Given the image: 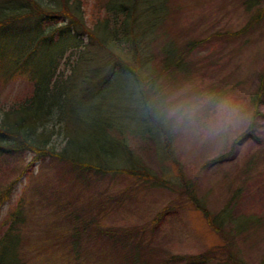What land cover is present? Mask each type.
<instances>
[{"label":"rangeland","instance_id":"rangeland-1","mask_svg":"<svg viewBox=\"0 0 264 264\" xmlns=\"http://www.w3.org/2000/svg\"><path fill=\"white\" fill-rule=\"evenodd\" d=\"M38 1L50 14L8 27L6 34L12 36L5 53L0 43V106L9 107L32 88L24 72L16 69L12 75L4 63L14 64L29 38L40 34L41 18L47 24L42 28L52 30L55 40L71 35L82 46L75 49L76 41L60 39L29 61L34 70L45 71L66 42L71 45L62 63L66 75L67 59L75 63L80 52L93 57L92 65L111 68L107 50L82 25L98 31L92 9L96 0L68 7L65 0ZM254 1H161L163 17L148 33L144 59L148 69L157 68L155 82L161 86L171 143L166 149L163 134L160 151L147 137L131 135L129 141L137 158L167 183L87 170L50 156L37 158L30 150L0 155V195L7 193L12 200L4 201L0 219L10 204L22 203V254L28 264H125L134 256L152 255L159 264H188L170 258L219 248L210 263H203L217 264L227 245L246 264H264V97L257 109L254 99L264 74V21L238 33L255 11ZM140 3L139 15L151 4ZM66 11L78 14L81 22L72 24ZM167 43L175 44L181 55L178 65L163 70L158 65ZM136 92V83L122 74L99 92L75 90L69 103L71 128L83 132L89 116L97 115L89 107L98 104L114 110L120 122L119 107H132ZM130 114L136 119L126 124L145 132L138 112ZM177 165L213 214L226 208L233 224L243 221L242 233H227L231 226L224 234L210 227L183 189Z\"/></svg>","mask_w":264,"mask_h":264},{"label":"trees","instance_id":"trees-1","mask_svg":"<svg viewBox=\"0 0 264 264\" xmlns=\"http://www.w3.org/2000/svg\"><path fill=\"white\" fill-rule=\"evenodd\" d=\"M77 1L65 0L64 6L66 3L67 7L74 6ZM146 1L151 4L147 7L146 13L139 15L137 12L141 0H96L92 9L97 15L95 26L98 31L94 34L82 24L86 35L107 50L111 59V68L107 70L92 65L93 57L80 52L75 63H69L67 59L66 75L62 63L66 50L71 48L68 42L60 48L55 60L45 68V71L39 73L41 67L34 70L32 68L35 67L34 63L29 61L40 49L47 50L53 44L59 43L60 39L76 41L75 49L82 46L78 38L72 39L71 35L64 37V34H61L59 39L55 40L52 30L50 33L42 28L47 25L44 18L40 19L41 22L37 25L40 34L28 37L29 40L23 47L21 57L14 64L7 66L4 63L5 69L11 71L12 75H14L13 70L16 69L24 72L32 83V88L25 96H16L9 107L0 106V155L30 150L37 158L50 156L87 170L120 172L146 181L167 183L137 158L129 141L131 135L147 137L156 143L160 151V140L163 134L166 149H169L171 143L168 124L164 121L161 86L157 87L155 82L157 68L154 67L152 71L148 69L144 59L149 49L148 36L150 35L148 33L152 29L155 31V26L160 23V18L163 17V4L162 0ZM257 4L261 5L257 7ZM253 6L255 11L238 33H243L264 21V0L254 1L253 5L251 4V7ZM63 13L69 17L72 24L81 22L77 17L78 14L68 11ZM44 14L49 15L50 12L44 10L38 0H0V43L4 49L3 52L5 53V48L9 44L7 38L12 36V34H6L9 32L8 27L19 21L46 16ZM153 25H155L154 28ZM162 48H165V58L163 64H159L158 67L166 70L170 66L178 65L180 49L173 43L164 44ZM73 51L70 53L74 54ZM118 74L132 79L137 85V99L132 103V107L125 105L119 107L118 113L123 120L119 122L113 116L114 110L98 104L89 107V110L95 111L97 115L89 116L83 132L73 130L69 103L74 91L82 89L86 92H99L111 86L114 77ZM263 97L264 74L261 75L260 86L254 96L256 109ZM131 111H134V114L138 112L141 124L146 126L145 132H138L126 124L136 119L135 115L130 114ZM57 136L59 142H57ZM177 169L179 181L188 198L204 213L210 227L224 234L226 227L231 226L229 230H226L227 233L232 231L233 236L242 233L245 227L243 221L233 224L230 212L226 208L213 214L201 203L195 192L194 183L187 180L181 166L177 165ZM10 197L11 195L8 196L7 193L0 195L1 215L4 201L9 203L12 201ZM10 205L12 207L10 206L8 212L0 219V264H28L22 254L21 225L24 223L22 203L16 202ZM226 239L228 240L227 237ZM226 247L225 257L221 258V263L217 264H246L241 258L236 257L235 252L233 253L228 245ZM218 249L206 253L172 256L170 260H183L188 264L210 263L213 259L211 254L214 252L215 255ZM153 259V255L146 258L134 256L126 260L125 264H159Z\"/></svg>","mask_w":264,"mask_h":264}]
</instances>
